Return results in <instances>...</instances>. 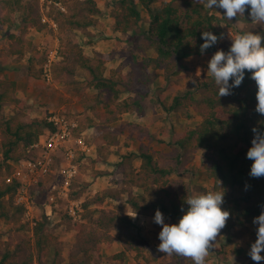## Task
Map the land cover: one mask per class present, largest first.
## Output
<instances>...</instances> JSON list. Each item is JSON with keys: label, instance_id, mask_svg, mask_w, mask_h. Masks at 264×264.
Instances as JSON below:
<instances>
[{"label": "trees", "instance_id": "16d2710c", "mask_svg": "<svg viewBox=\"0 0 264 264\" xmlns=\"http://www.w3.org/2000/svg\"><path fill=\"white\" fill-rule=\"evenodd\" d=\"M60 1L65 4L66 11L54 5L48 11V15L58 23L60 58L53 65V77L70 90H95L94 93H85L83 103L86 109L93 111L96 105L102 104L104 110L95 115L78 116L77 133L96 126L98 135L102 136L101 141L108 143L100 147V153L106 158L109 146L117 143L118 135L100 125L97 118L103 121L114 119L117 113L131 110L132 103H138L130 97L121 98V85H134V75L119 68L111 69L107 75L108 63L113 59L112 53H87L76 37L78 32H82L87 43H94L89 28L97 24L98 16L102 13L98 0ZM158 2L160 5L156 6ZM142 7L150 14L147 36L156 47L157 55L144 57L140 61L141 68L164 69L169 72L176 65L186 68L183 61L189 57L211 54L218 50L216 44L201 54L200 45L204 43L201 34L210 31L219 36L218 24L224 17L199 3L182 11L172 1L119 0L115 30L121 33L133 31L144 18ZM42 9L40 0H0V24H14L16 15H20L23 23L18 33L10 35L9 55L22 58L34 48V41L29 35L31 29L43 30L48 27V23L42 20ZM252 33L264 34V25L255 28ZM229 48L230 46L224 51L227 52ZM34 59L30 58V62L33 63ZM46 59L47 57L43 59V63ZM43 71L41 68L38 73L33 74L40 77ZM176 74L180 72L177 71ZM250 76L251 73L246 71L245 79L239 87L232 89V95L220 97L217 90L205 97L208 111L201 123L174 137V144L179 149L204 151L207 176L214 180L215 190L224 192L221 207L230 213L221 232L229 234L238 227L239 238H250L255 234L249 225L264 210V177H250L253 161L246 158L254 136L251 129L256 127L264 131V116L255 112L257 86ZM17 92L18 82L3 76L0 79V109L5 104H13L18 109L27 108L26 99ZM179 106H182L181 97L176 96L166 109L172 112ZM50 113L51 110L48 114ZM0 125V153L3 155L0 160V208L7 222H13L23 231L18 235L14 247L0 255V264H89L104 245H113L117 236L133 248L141 249L137 243L141 237L134 231L133 215L121 213L119 205H105L107 197L116 199L117 195L97 193L83 202L82 218L75 222V242L69 250V260L64 262L63 245L58 235L48 229V222L43 219L33 228L24 221V207L14 203L17 183L7 182L6 179L13 172V161L25 157L31 145L38 141L51 124L46 117L24 119L17 114L4 117ZM122 157L128 161L137 158L142 160L139 170L127 173L132 185L140 189L139 192H130L128 195L127 203L132 211L154 216L159 209L170 215L173 224L178 223L189 207L185 201L191 194L187 190L172 193L168 189L169 177L174 168L159 164L154 153L145 149L131 151ZM76 180L77 178L74 186L77 184ZM88 185L89 183H84L80 189L73 190L72 197H81ZM181 208L184 209L183 212ZM218 250L223 254V260L229 258L221 248ZM52 253L53 258L50 259ZM163 261L167 264H193L190 258L179 255H165Z\"/></svg>", "mask_w": 264, "mask_h": 264}, {"label": "rangeland", "instance_id": "374dc122", "mask_svg": "<svg viewBox=\"0 0 264 264\" xmlns=\"http://www.w3.org/2000/svg\"><path fill=\"white\" fill-rule=\"evenodd\" d=\"M166 1L179 5L182 11L195 3L194 0ZM98 3L102 13L98 16L97 24L89 28L94 43H87L86 36L82 32H78L76 37L87 53H112L113 59L108 63L107 75L110 74L111 69L117 68L134 75L132 83L134 85H121V98L130 97L138 103H132L131 110L117 113L114 119L103 121L97 118L100 125L118 135L116 144L107 145L110 149L106 158L100 153V147L108 143L101 141L102 136L98 135L97 127L86 130L87 141L94 147L88 155L80 154L78 158L80 173L73 189L74 191L80 189L84 183H89V185L81 197H72L79 201V206L76 208L77 214L71 215L68 201H62L55 218L52 221L47 220L42 210V203L47 199L45 193L40 195L41 210L38 214L41 220L48 222V229L58 235L62 241V259L67 262L69 250L75 242L77 233L75 222L81 220L84 212L83 202L97 193L115 194L118 197L116 199L107 197L105 205L110 207L119 205L121 213L133 215L134 231L141 237L137 242L141 249L133 248L117 236L113 245H104L89 264H167L163 261L165 254L157 251V246L161 242L158 234L162 227L154 223V216L139 215L133 212L127 203L130 192L140 191L132 185L127 173L139 170L142 160L137 158L128 161L122 156L142 149L154 153L159 164L174 168L168 185L172 193L187 190L191 196H194L218 191L214 189V180L207 176V159L204 151L202 149L186 151L174 144V137L177 133L194 128L201 123L208 111L204 102L205 97L219 90L214 79L207 72L208 62L214 53L185 59L183 64L186 68L176 65L169 72L154 68L145 70L141 68L140 61L144 57L157 55L156 47L147 36L151 21L148 10L142 7L144 18L133 31L121 33L115 30V15L118 11L119 0H98ZM155 5H160V2ZM210 11L222 17L224 15L223 9L214 7ZM249 11L250 9L246 10L244 17L238 20L233 18L229 21L224 18L220 21L218 32L224 34V39L217 43L218 50L227 49L232 43L231 37L236 34L253 32L260 26L252 22ZM22 26L20 15H16L12 25L0 24V79L4 76L18 82L17 93L26 99L27 108L18 109L13 104H5L3 109H0V124L4 117L17 114L24 119L28 117L45 118L52 109L64 111L65 114L74 118L87 114L95 115L104 110L102 104L96 105L93 111L86 109L83 103L85 93H94L95 90H70L55 79L52 82L47 81L43 73L40 77L33 74L44 68L46 62L43 63V59L48 57L49 50L57 42L59 43L57 31L49 27L43 30L32 28L29 35L34 41V48L22 58L8 54L10 35L18 33ZM33 57L35 59L31 63L30 58ZM177 71L180 74H176ZM176 96L181 97L182 106L175 111H167L166 107L171 105ZM2 159L3 155L0 153V160ZM162 214L165 223L173 224L170 215ZM249 226L255 232L250 238H239L238 227H235L229 234L220 231L215 247L205 258L206 264H233V258L234 264H256L248 252L251 244L257 239L258 225L250 224ZM20 233L23 231L13 222H7L0 208V255L14 247ZM220 248L229 257L228 259L223 260V254L218 252ZM261 255L264 256V252H261ZM52 258L53 253L50 256V259ZM260 264H264V261Z\"/></svg>", "mask_w": 264, "mask_h": 264}, {"label": "clouds", "instance_id": "9594fccd", "mask_svg": "<svg viewBox=\"0 0 264 264\" xmlns=\"http://www.w3.org/2000/svg\"><path fill=\"white\" fill-rule=\"evenodd\" d=\"M206 9L219 8L224 10L223 17L229 21L244 17L249 10L252 22L264 25V0H194ZM204 43L200 45V53L224 39L210 31L201 34ZM232 43L227 52L217 50L208 62L207 72L219 88V96L232 95V89L239 87L245 79L246 71L257 86L255 112L264 116V34H253L251 31L236 34L231 37ZM231 80V83H230ZM195 81H193L194 83ZM254 136L246 158L252 160L250 177H264V131L253 127ZM248 186L246 185V188ZM185 203L189 206L178 223L167 224L162 212L157 209L153 217L154 223L162 230L158 234L161 241L157 251L165 255H179L190 258L193 264H206V257L215 247V241L220 231L226 226L230 213L222 210L224 203L223 191H212L206 194L190 196ZM264 208V206H262ZM183 212L184 209L181 208ZM253 224L258 225L257 239L251 244L248 255L260 264L264 261V210L253 218ZM234 264V258H233Z\"/></svg>", "mask_w": 264, "mask_h": 264}, {"label": "built area", "instance_id": "2783aa9c", "mask_svg": "<svg viewBox=\"0 0 264 264\" xmlns=\"http://www.w3.org/2000/svg\"><path fill=\"white\" fill-rule=\"evenodd\" d=\"M42 4V20L48 27L57 31V21L48 15L52 5L66 11L65 4L60 0H40ZM59 43L49 50L44 65L43 77L52 82L53 65L59 59ZM51 127H47L37 142L31 145L28 154L14 161L13 172L6 178L7 182H16L17 187L14 203L24 207L23 219L32 227L40 220L38 211L41 199L43 213L47 220L52 221L58 213L62 201H68L71 215L77 214L79 201L72 199L74 181L80 173L78 158L80 154L88 155L93 145L86 138V130L77 133L79 121L59 109H52L46 116ZM9 197V195L7 196Z\"/></svg>", "mask_w": 264, "mask_h": 264}, {"label": "crops", "instance_id": "0c3cea01", "mask_svg": "<svg viewBox=\"0 0 264 264\" xmlns=\"http://www.w3.org/2000/svg\"><path fill=\"white\" fill-rule=\"evenodd\" d=\"M19 96H21V95L19 94ZM139 215H141V214L139 213Z\"/></svg>", "mask_w": 264, "mask_h": 264}]
</instances>
